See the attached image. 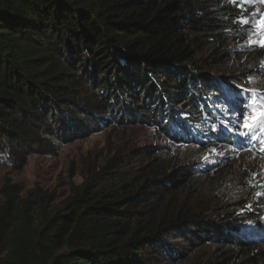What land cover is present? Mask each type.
Returning <instances> with one entry per match:
<instances>
[{
  "label": "trees",
  "instance_id": "trees-1",
  "mask_svg": "<svg viewBox=\"0 0 264 264\" xmlns=\"http://www.w3.org/2000/svg\"><path fill=\"white\" fill-rule=\"evenodd\" d=\"M239 7L234 0H0V152L17 160L50 151L63 128L74 137L87 127L80 113L95 125L108 116L121 127L153 124L171 135L180 122L219 123V79L239 82L255 66L251 57L237 62L245 40ZM229 58L226 76L219 67ZM212 138L222 145H206L220 151L233 143ZM184 163L114 160L55 212L5 185L0 264H161L184 259L181 245H214L224 263L260 250L263 228L253 235L239 225L259 222L264 197L252 201L244 188L219 196L210 172ZM252 237L260 244H250Z\"/></svg>",
  "mask_w": 264,
  "mask_h": 264
},
{
  "label": "rangeland",
  "instance_id": "rangeland-1",
  "mask_svg": "<svg viewBox=\"0 0 264 264\" xmlns=\"http://www.w3.org/2000/svg\"><path fill=\"white\" fill-rule=\"evenodd\" d=\"M239 9L242 15H247L249 18L253 14H256V19H259L260 15H264L260 0H247L240 5ZM238 28L244 33L245 40L237 48L240 53V59L238 58L237 62L248 61L251 57L254 59L255 66L242 70L240 72L242 76L238 77L239 82L216 77L222 86L221 93L217 91L216 95L223 96L224 100L219 101L220 104L217 105L222 114L220 116L222 120L219 123L205 126L201 121L195 124L189 122L183 128L182 122H180L173 128L171 127L173 131H171V135V133L165 134L153 124L121 127L108 116L103 118L102 124L95 125L87 119L86 114L78 113L80 121L88 122L87 127L83 129L79 125L74 137H72V132L63 128L59 137L55 135L51 139L52 148L50 151L40 150L39 153H31L27 150L28 154H20L17 160L11 159L8 152H0V191L7 184L13 185L19 190L18 196L21 199L36 201L50 212L61 211L67 201L78 194L83 183L94 181L101 174L102 168L112 164L114 160L116 162H131L135 166L156 158L160 163L170 164V166L186 162L187 165L184 163L185 168L210 172L206 179L214 183L217 182L216 194L219 196L227 198L231 195L238 196L237 190L244 188L242 190H251L252 201L261 196L264 197V150H261L264 148V133L257 130V139L254 140L240 135L244 131L240 127L243 124L241 114L242 112L246 114L245 103L251 95L250 92L244 90H259V95L264 97V66H262L264 65V48L258 45L250 46L248 44L249 32L245 31L243 26H238ZM232 64H234L233 59L225 60L224 64L219 67V71L226 73L227 76V72H229L227 67ZM226 81L228 84L224 85ZM78 100L79 106L83 107L85 95L80 94ZM174 112L177 117L178 112ZM215 113L217 115V112ZM180 116L185 118L182 114ZM225 119L230 122H225ZM167 123L165 122V125ZM187 129L192 136L195 134L205 144L200 145L191 140L192 137L186 133ZM39 135L41 134L35 136ZM179 135L182 136V139ZM29 136L31 137V134ZM209 136L220 137L221 140L231 137L230 141L233 143L228 146L229 149L220 151L216 147L206 145L208 141L218 146L222 145L214 138L209 139ZM43 138L49 139L46 136ZM234 142H239V144ZM27 144L34 150L38 148L37 142L35 144L27 142ZM246 145L250 146L247 148ZM4 146H6L5 142H0V147L4 148ZM213 148L217 153H223V155L213 154L211 151ZM143 152L149 156H145L141 160L133 158ZM205 156L208 157L207 160H205ZM228 164L231 165L228 166V172L221 177L218 173ZM179 169L181 168L179 167ZM202 181L205 182L204 180L200 182L202 183ZM3 202L4 199L0 193V204ZM247 209H250V206ZM260 211L263 214L257 224L243 222L239 228L245 231L250 229V233L255 235L257 227L260 226L263 228L261 229L263 232L264 203ZM248 212L242 210L241 215L247 216ZM261 238L263 237L261 236ZM250 240V244H260L254 237ZM180 248L181 252L185 254L184 259L166 260L161 264H210L212 262L214 264H246L251 260L255 263L264 260V243L260 250L254 249L249 254L234 256L231 261L224 263L221 250L214 245H205L196 249L181 245Z\"/></svg>",
  "mask_w": 264,
  "mask_h": 264
},
{
  "label": "snow or ice",
  "instance_id": "snow-or-ice-1",
  "mask_svg": "<svg viewBox=\"0 0 264 264\" xmlns=\"http://www.w3.org/2000/svg\"><path fill=\"white\" fill-rule=\"evenodd\" d=\"M245 2H247V0H234V3L237 5H242ZM260 2L264 3V0H260ZM237 15L240 17L237 20V25L243 26L244 30L249 32L248 44L250 46L258 45L264 48V15H260L259 19H256V14H253L251 18L241 13H237ZM244 91L250 92L251 95L245 103L246 114L245 112L241 114L243 124L240 125V127H242L244 131H242L240 135L249 140H254L257 139V130L264 133V97H261L259 95V90L256 89H245ZM261 150H264V148ZM211 151L213 154L223 155V153H217L215 148ZM207 159L208 157L205 156V160ZM257 195H259V193H257Z\"/></svg>",
  "mask_w": 264,
  "mask_h": 264
}]
</instances>
